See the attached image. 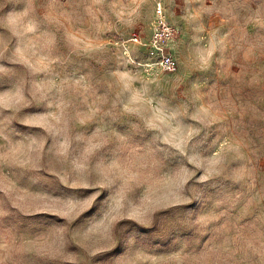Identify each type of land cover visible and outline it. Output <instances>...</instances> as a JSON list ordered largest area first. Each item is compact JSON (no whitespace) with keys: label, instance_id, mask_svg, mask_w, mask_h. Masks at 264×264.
Returning <instances> with one entry per match:
<instances>
[{"label":"rangeland","instance_id":"374dc122","mask_svg":"<svg viewBox=\"0 0 264 264\" xmlns=\"http://www.w3.org/2000/svg\"><path fill=\"white\" fill-rule=\"evenodd\" d=\"M0 264H264V0H0Z\"/></svg>","mask_w":264,"mask_h":264},{"label":"built area","instance_id":"2783aa9c","mask_svg":"<svg viewBox=\"0 0 264 264\" xmlns=\"http://www.w3.org/2000/svg\"><path fill=\"white\" fill-rule=\"evenodd\" d=\"M159 10L161 9V5H159ZM133 39L135 40V41H138V39H139V37L137 36V35H135V36H133ZM165 62H166V64L168 65L169 63H170V61H168V60H165ZM170 65V64H169Z\"/></svg>","mask_w":264,"mask_h":264}]
</instances>
